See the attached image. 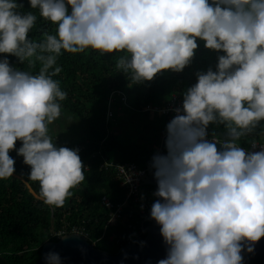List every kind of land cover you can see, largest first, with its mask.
I'll use <instances>...</instances> for the list:
<instances>
[{
	"label": "clouds",
	"instance_id": "clouds-1",
	"mask_svg": "<svg viewBox=\"0 0 264 264\" xmlns=\"http://www.w3.org/2000/svg\"><path fill=\"white\" fill-rule=\"evenodd\" d=\"M55 25L29 37L37 15L18 0H0V180L15 171V149L30 166L28 190L63 207L85 181L78 149L57 146L49 125L67 92L55 79L65 53H118L115 69L131 83L181 72L197 41L218 55L215 70L197 72L166 125V154L152 157L157 182L150 218L160 226L166 257L157 264H242L264 237V0H29ZM8 55L27 65H10ZM145 108V107H144ZM210 124L222 126L213 131ZM159 138V137H158ZM21 146L16 148V141ZM250 142V147L242 146ZM217 145H220L218 149ZM258 149V150H256ZM67 232H53L66 238ZM45 264H63L54 251Z\"/></svg>",
	"mask_w": 264,
	"mask_h": 264
},
{
	"label": "trees",
	"instance_id": "trees-1",
	"mask_svg": "<svg viewBox=\"0 0 264 264\" xmlns=\"http://www.w3.org/2000/svg\"><path fill=\"white\" fill-rule=\"evenodd\" d=\"M18 2L23 4L19 11H33L37 15V21L29 32L30 38L38 41L42 38V33L54 32L55 25L40 18L38 10L30 8L29 0ZM197 43L198 47L190 64L183 71L177 73L164 70L151 81L138 84L131 83L125 73L116 71L115 63L119 54L115 52L104 55L94 50L78 54L65 52L59 58L58 64L62 67V72L55 79L60 80L61 89L68 94L67 99L61 102V110L70 111L83 120L88 135L76 142L54 136L52 139L57 146L79 150L85 181L71 190L73 194L63 207L51 208L29 192L28 186L33 192H38L39 184L27 181L30 166L23 162V157L17 155L15 149L10 150L9 155L15 161V171L12 177L0 180V264L35 262L40 257L43 242L54 240L50 238L51 227L57 229L67 222L74 224L84 221L89 232V242L104 230L108 212L98 204L97 198L105 194L112 201H119L124 191L114 180V172L101 167V164L104 161L118 160L134 162L139 167H144L157 153L155 147L145 143L127 142L123 145L114 133L112 120L116 114L124 113V106H131L133 110H142L147 105L163 106L172 93L178 94L183 100V92L197 80L196 73L206 72L210 67L215 70L218 55L223 54L205 48L203 41L198 40ZM8 59L10 65L28 70L27 65L19 62L16 57L8 55ZM117 91L114 95L113 115L106 118L108 98L112 92ZM122 97L125 98L124 101ZM157 115L158 124L154 130L158 133L154 143L166 152V138L161 142L158 139V134L164 129L166 116ZM153 122L155 120L151 123ZM213 131L222 132V126L210 124L209 137ZM254 138L264 141V130L258 129ZM20 146L21 142L16 141V148ZM242 146L247 149L250 142H243ZM154 192L151 185L141 187V198L149 207L156 201ZM153 222L154 219L149 224ZM106 229L107 233L111 230L109 227ZM145 234L146 232L136 243H141ZM106 243L101 240L95 247L112 254L119 251L115 244L114 247L103 249Z\"/></svg>",
	"mask_w": 264,
	"mask_h": 264
},
{
	"label": "built area",
	"instance_id": "built-area-1",
	"mask_svg": "<svg viewBox=\"0 0 264 264\" xmlns=\"http://www.w3.org/2000/svg\"><path fill=\"white\" fill-rule=\"evenodd\" d=\"M117 92H112L108 98L107 117L113 115L114 109V95ZM123 101L125 100L124 97ZM182 99L176 93H172L170 98L166 101L163 106H152L147 105L144 109L155 110L160 115H165L166 120L164 123V129L159 134L160 142L163 141L166 136V125L176 115L174 109L181 107ZM120 107H118L119 110ZM211 139V137H208ZM257 143L264 141L256 140ZM250 147V146H249ZM157 153L160 152V146L156 147ZM258 150V149H256ZM155 154V155H156ZM152 161L145 164L144 167H139L134 162H121L118 160L104 161L101 167L105 169H111L114 172V180L120 189L124 191L123 197L119 201H112L107 195L102 194L97 198L98 204L108 212V220L104 226V230L98 233V236L91 240V243H99L101 240H105L107 243H113L117 247H121L127 243H136L143 234L146 232V228L149 225L150 209L147 203L141 198V187H142V176L145 172L153 170ZM87 169V167H85ZM111 228L110 232L107 233L106 228ZM76 230L86 238L89 236L85 222L81 223H65L57 229L50 228V238L54 240L61 237L51 235L53 232L58 231H71ZM73 233V232H67ZM66 233V234H67Z\"/></svg>",
	"mask_w": 264,
	"mask_h": 264
},
{
	"label": "water",
	"instance_id": "water-1",
	"mask_svg": "<svg viewBox=\"0 0 264 264\" xmlns=\"http://www.w3.org/2000/svg\"><path fill=\"white\" fill-rule=\"evenodd\" d=\"M218 149L220 145H217ZM160 154H166L162 151ZM154 170L142 176V185H151L156 191L157 182ZM161 199L156 197V200ZM160 226L153 222L146 228L141 243H127L116 253H108L96 248L88 239L77 233H67L66 238L47 240L40 249V257L32 264H45L44 254L54 251L60 255L63 264H157L166 257V245L159 231ZM242 264H264V237L254 243L253 251L242 248Z\"/></svg>",
	"mask_w": 264,
	"mask_h": 264
},
{
	"label": "rangeland",
	"instance_id": "rangeland-1",
	"mask_svg": "<svg viewBox=\"0 0 264 264\" xmlns=\"http://www.w3.org/2000/svg\"><path fill=\"white\" fill-rule=\"evenodd\" d=\"M132 96V95H131ZM170 98V96H169ZM168 98V99H169ZM156 112V113H155ZM157 111L133 110L131 106H124V113L116 114L112 120L114 133L119 137V141L125 145L127 142L145 143L155 147L157 131L154 127L158 124ZM124 117H121L123 116ZM151 123L152 121H154ZM49 135L59 137L68 142H76L88 135L86 124L72 112L61 110V116L49 125ZM114 247L113 243H106L103 249ZM120 249V247H115Z\"/></svg>",
	"mask_w": 264,
	"mask_h": 264
},
{
	"label": "flooded vegetation",
	"instance_id": "flooded-vegetation-1",
	"mask_svg": "<svg viewBox=\"0 0 264 264\" xmlns=\"http://www.w3.org/2000/svg\"><path fill=\"white\" fill-rule=\"evenodd\" d=\"M156 145V144H155ZM162 152V149L160 150L159 154Z\"/></svg>",
	"mask_w": 264,
	"mask_h": 264
},
{
	"label": "crops",
	"instance_id": "crops-1",
	"mask_svg": "<svg viewBox=\"0 0 264 264\" xmlns=\"http://www.w3.org/2000/svg\"><path fill=\"white\" fill-rule=\"evenodd\" d=\"M160 134V133H159ZM159 134H158V136H159ZM157 146L155 145V148H156Z\"/></svg>",
	"mask_w": 264,
	"mask_h": 264
}]
</instances>
